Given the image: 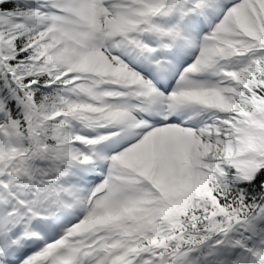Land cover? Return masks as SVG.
<instances>
[{
	"label": "snow or ice",
	"instance_id": "obj_1",
	"mask_svg": "<svg viewBox=\"0 0 264 264\" xmlns=\"http://www.w3.org/2000/svg\"><path fill=\"white\" fill-rule=\"evenodd\" d=\"M0 264H264V0H0Z\"/></svg>",
	"mask_w": 264,
	"mask_h": 264
}]
</instances>
